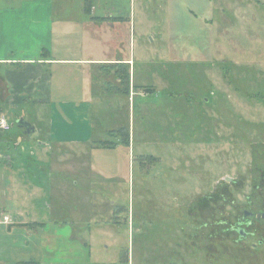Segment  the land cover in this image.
<instances>
[{
  "label": "rangeland",
  "instance_id": "1",
  "mask_svg": "<svg viewBox=\"0 0 264 264\" xmlns=\"http://www.w3.org/2000/svg\"><path fill=\"white\" fill-rule=\"evenodd\" d=\"M94 1L101 18H131L132 78L142 86L135 87L130 120L122 111L111 121L98 111L93 118L88 100L84 112L53 117L56 139L87 138L93 119L100 128L107 120L126 126L115 135L100 132L108 142L87 147L83 157L100 162V174L56 185L53 195L55 212L64 210L76 226L104 225L113 203L120 222L132 223L117 236L106 226L102 237L94 229L96 257L86 264H118L117 245H128V230L131 264H264V0ZM62 2L54 0L58 15ZM79 4L69 0L65 13L76 15ZM102 72L96 91L108 83ZM113 105L119 109L121 101ZM42 121L37 112L35 125L44 130ZM126 132L131 148L117 145ZM22 150L19 159H27L31 152ZM36 198L45 200L25 191L16 202L26 212Z\"/></svg>",
  "mask_w": 264,
  "mask_h": 264
},
{
  "label": "crops",
  "instance_id": "2",
  "mask_svg": "<svg viewBox=\"0 0 264 264\" xmlns=\"http://www.w3.org/2000/svg\"><path fill=\"white\" fill-rule=\"evenodd\" d=\"M68 2L63 0L58 15L54 0H0V116L10 123V129L0 130V196L6 197L0 202V264H86L96 257L91 235L94 229L102 237L107 235L100 232L106 226L117 236L119 230L132 226L130 221L120 222L119 213L114 214V203L108 206L111 220L107 219L104 225L98 219L94 226L92 221L76 226L71 220L68 223L64 210L58 209V218L55 217L56 185L62 189L65 183L69 188V180H80L88 172L100 174V162L93 159L88 164L83 157L85 151L94 142H108L100 137V132L109 135L114 131L115 135L119 127L126 126L111 127L107 120L100 128L93 119L87 138L56 139L54 115L59 111L64 116L81 109L84 112L88 100L93 118L99 113L101 120L106 117L111 121L117 111H122L130 120L133 97L140 93L135 87L142 86L132 78L133 39L129 41L127 32V27H132L131 18L123 16L124 21L118 24L110 20L117 14L103 13V19L97 16L94 0H80L77 14L69 15L65 13ZM103 26L110 29L104 31ZM113 67H122L125 75L130 74L129 82ZM103 70L109 74L108 83L96 91V75L102 78ZM114 101H121L119 109L114 108ZM126 101L128 107L127 103L122 104ZM37 112L46 124L44 130L38 129L40 120L35 125ZM37 134L40 140L36 144ZM118 142V146L125 145L120 139ZM11 144L15 154H10ZM21 145L31 152L27 159H19ZM131 146L132 143L126 148ZM25 191L45 200L36 198L35 204L29 203L33 208L25 212L16 202ZM127 235L128 245L120 241L117 245L118 264L134 262L129 230ZM103 246L108 249V245Z\"/></svg>",
  "mask_w": 264,
  "mask_h": 264
},
{
  "label": "built area",
  "instance_id": "3",
  "mask_svg": "<svg viewBox=\"0 0 264 264\" xmlns=\"http://www.w3.org/2000/svg\"><path fill=\"white\" fill-rule=\"evenodd\" d=\"M10 129V123L4 116H0V130L6 131Z\"/></svg>",
  "mask_w": 264,
  "mask_h": 264
},
{
  "label": "trees",
  "instance_id": "4",
  "mask_svg": "<svg viewBox=\"0 0 264 264\" xmlns=\"http://www.w3.org/2000/svg\"><path fill=\"white\" fill-rule=\"evenodd\" d=\"M126 78H127V80H128V82H129V75L128 74H126V76H125ZM124 77V78H125ZM146 91H151L150 89H147ZM127 131V130H126ZM129 138H130V135H129V132H126V134H124L123 135V140H122V143L123 144H125V145H127V146H129ZM107 142H104L103 143V145H105ZM149 158H150V156H149Z\"/></svg>",
  "mask_w": 264,
  "mask_h": 264
},
{
  "label": "water",
  "instance_id": "5",
  "mask_svg": "<svg viewBox=\"0 0 264 264\" xmlns=\"http://www.w3.org/2000/svg\"><path fill=\"white\" fill-rule=\"evenodd\" d=\"M257 218H258V219L261 218L260 214L257 215Z\"/></svg>",
  "mask_w": 264,
  "mask_h": 264
},
{
  "label": "flooded vegetation",
  "instance_id": "6",
  "mask_svg": "<svg viewBox=\"0 0 264 264\" xmlns=\"http://www.w3.org/2000/svg\"><path fill=\"white\" fill-rule=\"evenodd\" d=\"M249 214H250V213H249ZM258 214H260V213H258ZM258 214H257V215H258ZM250 215H251V214H250ZM260 216H261V218H262V215H260Z\"/></svg>",
  "mask_w": 264,
  "mask_h": 264
}]
</instances>
